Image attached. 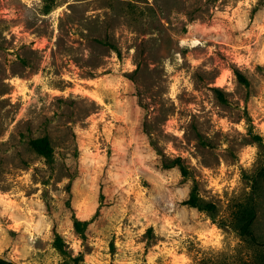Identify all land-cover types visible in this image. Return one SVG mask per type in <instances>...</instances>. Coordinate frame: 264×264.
I'll list each match as a JSON object with an SVG mask.
<instances>
[{
    "label": "rangeland",
    "instance_id": "1",
    "mask_svg": "<svg viewBox=\"0 0 264 264\" xmlns=\"http://www.w3.org/2000/svg\"><path fill=\"white\" fill-rule=\"evenodd\" d=\"M0 255L264 264V0H0Z\"/></svg>",
    "mask_w": 264,
    "mask_h": 264
},
{
    "label": "trees",
    "instance_id": "2",
    "mask_svg": "<svg viewBox=\"0 0 264 264\" xmlns=\"http://www.w3.org/2000/svg\"><path fill=\"white\" fill-rule=\"evenodd\" d=\"M236 74L238 75L239 79L245 81V78L241 75V73L236 71ZM219 95L221 96L220 93ZM31 144L33 147L40 149L44 144H47V139L44 138L43 140H32ZM181 172L182 174L187 173V169L183 167L182 165H181ZM187 202L193 206L199 207L201 209H206L209 211H213L215 208L213 203H201L198 200V197H196L195 195H191ZM255 216H256V211L253 207L244 208L241 211V215H240L241 222L239 225L240 234L250 238L253 241H255L256 238L253 235L251 225L255 219ZM75 226L77 230H80V223L78 221H75ZM55 244H56V247L62 248L63 243L60 237L56 234H55ZM0 264H13V263L11 261H6L5 259L0 258Z\"/></svg>",
    "mask_w": 264,
    "mask_h": 264
},
{
    "label": "water",
    "instance_id": "3",
    "mask_svg": "<svg viewBox=\"0 0 264 264\" xmlns=\"http://www.w3.org/2000/svg\"><path fill=\"white\" fill-rule=\"evenodd\" d=\"M0 258H3L2 255H0Z\"/></svg>",
    "mask_w": 264,
    "mask_h": 264
}]
</instances>
